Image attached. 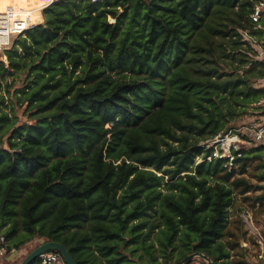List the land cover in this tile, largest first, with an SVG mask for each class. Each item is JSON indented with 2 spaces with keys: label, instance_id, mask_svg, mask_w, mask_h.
Instances as JSON below:
<instances>
[{
  "label": "trees",
  "instance_id": "trees-1",
  "mask_svg": "<svg viewBox=\"0 0 264 264\" xmlns=\"http://www.w3.org/2000/svg\"><path fill=\"white\" fill-rule=\"evenodd\" d=\"M254 4L44 8L43 22L0 54L7 249L37 239L64 246L75 264H180L194 253L251 264L240 243L264 245L262 148L241 151L229 169L200 144L264 114V60L245 37L264 41V17L260 29L249 18ZM242 212L260 225L258 238Z\"/></svg>",
  "mask_w": 264,
  "mask_h": 264
},
{
  "label": "built area",
  "instance_id": "built-area-1",
  "mask_svg": "<svg viewBox=\"0 0 264 264\" xmlns=\"http://www.w3.org/2000/svg\"><path fill=\"white\" fill-rule=\"evenodd\" d=\"M37 0V4L43 10L52 5L56 0ZM30 12L24 18L17 16L12 10L0 12V54L9 49L14 38L22 35L27 29L34 26L30 21ZM264 17V0H255L252 13L249 18L252 23L258 24L259 20ZM255 29H260L261 25H256ZM249 41L256 45L257 59L264 60V41L256 44L253 39L245 36ZM264 88V81L261 84ZM257 106L264 105V99L256 103ZM202 150H209L210 154L206 157L207 161L224 160L226 167L231 168L236 157L240 156V152L252 147H261L264 155V114L254 115L252 119L240 126L228 130L225 133L218 134L210 140H206L200 144ZM200 158H196V162H200ZM245 227L251 231L252 219L249 213L242 212L240 214ZM259 244L263 245L259 240ZM23 254V250L7 249L4 237L0 235V262L14 261ZM40 264H65L61 255L57 252H47L38 257ZM200 261V260H198Z\"/></svg>",
  "mask_w": 264,
  "mask_h": 264
},
{
  "label": "water",
  "instance_id": "water-1",
  "mask_svg": "<svg viewBox=\"0 0 264 264\" xmlns=\"http://www.w3.org/2000/svg\"><path fill=\"white\" fill-rule=\"evenodd\" d=\"M47 252H57L61 255L65 264H75L66 248L55 242H42L36 248L31 250L19 264H32L41 254ZM187 260H200L205 264H214L210 259L200 253H194L184 258L180 264H184Z\"/></svg>",
  "mask_w": 264,
  "mask_h": 264
},
{
  "label": "rangeland",
  "instance_id": "rangeland-1",
  "mask_svg": "<svg viewBox=\"0 0 264 264\" xmlns=\"http://www.w3.org/2000/svg\"><path fill=\"white\" fill-rule=\"evenodd\" d=\"M47 1V0H46ZM31 2L28 1L26 2L24 5L23 4H19V5H14L12 3H9L8 0H0V9H4V8H9V9H12V10H17V11H25V12H30V10L34 9L36 10L37 8H32V7H36L38 6L40 8V6L36 3V6H32L31 7ZM40 14L42 16V9L40 8ZM43 18V16H42ZM38 24H41L40 22L37 23V24H34V25H38ZM16 40V38H14L13 42ZM17 115L21 118V121H24V118L21 116V111L17 110ZM253 116H245L243 118H241L238 122H236L235 126H240L248 121H250L252 119ZM259 219V224L262 225V223H264V216H260L258 217ZM238 226V225H237ZM236 226V227H237ZM233 227V226H231ZM241 227V226H240ZM241 230L243 231V229L241 228ZM235 233H237V230L235 229ZM42 241H40L41 243ZM37 239L33 240L32 242L26 244L24 247H23V256L22 258L17 262V264H19L23 258L29 253L31 252V250H33L34 248H36L39 244ZM252 247V246H251ZM254 248V247H253ZM255 250V249H254ZM194 261V260H193Z\"/></svg>",
  "mask_w": 264,
  "mask_h": 264
},
{
  "label": "crops",
  "instance_id": "crops-1",
  "mask_svg": "<svg viewBox=\"0 0 264 264\" xmlns=\"http://www.w3.org/2000/svg\"><path fill=\"white\" fill-rule=\"evenodd\" d=\"M40 11V8H39ZM41 17V22H43V18L40 14ZM253 223V222H252ZM246 228V227H245ZM248 230V229H247ZM253 236L255 237H259L260 235V225L254 224L252 225L251 231L248 230ZM40 243V241H38ZM42 243V242H41ZM259 248H253L248 244L245 243H240L241 247H244L247 249L246 255L248 256L249 261L251 262V264H264V245L259 244ZM255 249V250H254ZM23 254L19 256V258H17L14 261H8V263H17L21 258H22ZM191 264H202L201 261L198 260H194Z\"/></svg>",
  "mask_w": 264,
  "mask_h": 264
},
{
  "label": "bare ground",
  "instance_id": "bare-ground-1",
  "mask_svg": "<svg viewBox=\"0 0 264 264\" xmlns=\"http://www.w3.org/2000/svg\"><path fill=\"white\" fill-rule=\"evenodd\" d=\"M9 3H12L14 5H19V4H25L26 2L30 1L31 3V7L32 6H36V1L37 0H8ZM45 3H47L48 1L46 0H43ZM32 8H37L36 10L32 9L30 10V21L32 24H37L39 22H41V17H40V12H39V7L36 6V7H32ZM6 10H12V9H9V8H4V9H0V12H3V11H6ZM13 13H15L17 16H20L21 18H24L25 15L29 12H25V11H17V10H12Z\"/></svg>",
  "mask_w": 264,
  "mask_h": 264
}]
</instances>
